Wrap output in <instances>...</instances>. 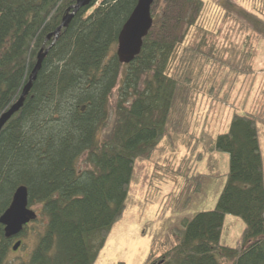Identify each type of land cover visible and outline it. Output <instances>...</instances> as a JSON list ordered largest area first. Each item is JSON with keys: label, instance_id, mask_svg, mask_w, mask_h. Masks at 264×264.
<instances>
[{"label": "trees", "instance_id": "1", "mask_svg": "<svg viewBox=\"0 0 264 264\" xmlns=\"http://www.w3.org/2000/svg\"><path fill=\"white\" fill-rule=\"evenodd\" d=\"M95 1L60 29L22 106L0 130V213L14 189L25 185L28 204H41L47 216L27 264L94 263L123 213L135 159L155 148L176 94L179 79L168 69L182 34L169 36V26L156 23L152 14L140 52L123 64L110 46L137 0ZM74 2L0 0V113L20 95L39 49L50 44L48 35ZM184 2L188 29L205 3ZM256 123L249 112L235 113L227 131L215 137L211 149L229 155L216 206L181 218L174 227L177 242L156 258L150 253L143 264H221V258L264 264ZM226 213L245 222L237 247L219 244ZM9 242L0 224V264Z\"/></svg>", "mask_w": 264, "mask_h": 264}, {"label": "rangeland", "instance_id": "2", "mask_svg": "<svg viewBox=\"0 0 264 264\" xmlns=\"http://www.w3.org/2000/svg\"><path fill=\"white\" fill-rule=\"evenodd\" d=\"M203 1L196 25L186 29L184 0H153L156 23L169 26V36L182 34L168 69L179 81L164 133L147 157L135 159L123 213L93 264H143L150 253L156 258L177 242L174 227L181 218L216 206L229 155L211 146L235 113L249 112L257 120L264 182V0ZM116 97L115 90L107 129ZM30 207L37 217L12 239L2 264H27L45 230L41 204ZM244 228L239 215L226 213L219 244L237 247ZM17 238L22 244L12 250Z\"/></svg>", "mask_w": 264, "mask_h": 264}, {"label": "water", "instance_id": "3", "mask_svg": "<svg viewBox=\"0 0 264 264\" xmlns=\"http://www.w3.org/2000/svg\"><path fill=\"white\" fill-rule=\"evenodd\" d=\"M91 1L92 0H76L75 4L72 5V11L68 12L67 10L62 16L60 24L48 35V37L52 35V40L44 50H39L36 62L29 74L28 81L22 87L19 98L0 115V129L22 106L24 98L31 88L32 81L36 78L37 72L41 68L43 58L58 37L60 29L69 24L79 8L87 6ZM152 2L153 0H137L129 17L121 27L118 34L119 47L116 51L119 62L129 63L140 52L142 38L147 34L152 25L150 10ZM27 192V187L25 185L17 186L9 205L0 213V224L4 226L3 231L6 237L16 235L22 229L23 224L35 217L34 211L28 208ZM19 245L20 240H17L13 245V249H17Z\"/></svg>", "mask_w": 264, "mask_h": 264}, {"label": "bare ground", "instance_id": "4", "mask_svg": "<svg viewBox=\"0 0 264 264\" xmlns=\"http://www.w3.org/2000/svg\"><path fill=\"white\" fill-rule=\"evenodd\" d=\"M76 1V0H75ZM93 1V0H92ZM92 1L90 2V3H92ZM89 3V4H90ZM100 3V0H96L95 1V5H98ZM73 4H75V2L73 3ZM72 4V5H73ZM88 4V5H89ZM80 9V8H79ZM68 10V12H71L72 11V6L70 7V8H68L67 9ZM67 12V11H66ZM65 12V13H66ZM131 12V11H130ZM129 15H130V13L128 14V16H127V18L129 17ZM62 18V17H61ZM73 18V17H72ZM127 18L124 20V22H123V24L125 23V21L127 20ZM123 24H122V26H123ZM121 26V27H122ZM121 29V28H120ZM119 32H120V30H119ZM119 32H118V34H119ZM118 47H119V40H118V35H117V39H116V42L115 43H112L111 44V46H110V48H111V53L110 54H112V53H114V54H116V51L118 50ZM39 50H44V49H42V48H40ZM38 54V53H37ZM36 58H37V55H36ZM35 62H36V60H35ZM35 62H34V64H35ZM131 62V61H130ZM122 63V62H121ZM123 64H127V63H123ZM34 66V65H33ZM33 68V67H32ZM31 73V72H30ZM33 82V81H32ZM21 93V92H20ZM19 98V96L16 98V100ZM15 100V101H16ZM15 101H13L10 105H12ZM9 105V106H10ZM8 106V107H9ZM8 107L5 109V110H7L8 109ZM20 109V108H19ZM4 111V110H3ZM2 111V112H3ZM2 112L0 113V115L2 114ZM17 112V111H16ZM1 130V129H0ZM16 189V188H15ZM15 189H14V191H15ZM14 191H13V193H14ZM13 193H12V195H13ZM29 209H31L32 211H34V213H35V217L33 218V219H31V220H29L27 223H25V224H23L22 225V229L16 234V235H14V236H11V237H6L5 235H4V237L5 238H8L9 240H10V242H9V245H10V243H11V241H12V239H14V238H16L19 234H22V232L25 230V228L30 224V222L32 221V220H34V219H36V217H37V213H36V211L33 209V208H31V207H28ZM111 230V229H110ZM44 233V232H43ZM4 234V233H3ZM17 240H20V239H15L13 242H12V245H11V248H12V250H14L13 249V245L15 244V242L17 241ZM16 250V249H15Z\"/></svg>", "mask_w": 264, "mask_h": 264}]
</instances>
